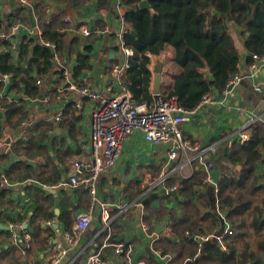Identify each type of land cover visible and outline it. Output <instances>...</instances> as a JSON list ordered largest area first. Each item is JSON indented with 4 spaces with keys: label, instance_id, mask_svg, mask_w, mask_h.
Masks as SVG:
<instances>
[{
    "label": "crops",
    "instance_id": "0c3cea01",
    "mask_svg": "<svg viewBox=\"0 0 264 264\" xmlns=\"http://www.w3.org/2000/svg\"><path fill=\"white\" fill-rule=\"evenodd\" d=\"M38 2L30 0L29 5L23 6L18 0H0L4 19L17 7L26 8L22 13V16L26 14L24 19L14 20L6 31L21 20L27 27L40 28L41 34L32 36L44 40L43 24L61 18L64 25L58 31L67 36L68 41L75 36L79 42L67 59L58 50L57 43L50 40L55 44V47L49 46L54 51V66L57 67L56 59L60 58L63 69L72 74L78 85L87 86L102 97L119 94L125 87L129 89L126 79L133 55L126 57L119 47V33L129 26L124 20L120 0H47L42 9H39ZM219 16L226 19L239 56L237 72L243 78L230 92L211 91L212 100L182 123L184 134L190 140L189 147L192 146L188 156L191 162L182 172L167 177L156 186L152 181L166 167L170 145L149 142L141 131H135L126 138L115 165L99 174L96 196L86 185L72 184L73 175L79 178L91 175L93 113L100 108L101 99H91L68 89L58 73L36 79L35 85L41 88L37 96L25 95L23 86L18 91L11 89L12 83H3L2 89L15 97L10 103L24 101L29 119L17 126L2 119L0 138H4V143L0 146V181L2 177L6 181L0 186V264H8L7 259H12V254L7 252L10 249L15 253V264H87L97 253H100L102 264H124L114 253L115 244L120 242L131 243L134 259L147 264H219L218 261L197 259L193 236L198 234L193 233L189 237L186 229H179L182 225L193 226L194 223L178 222L188 214L186 203H196V206L221 218L220 225L208 226L211 232L206 230L205 233H226L222 235L226 242V235L233 234H228V227L233 228L224 219L217 197V184L220 179L240 169L233 160L236 156L231 154L236 133L249 121H262L264 124V65L250 75L251 64L256 60L246 45L247 32L230 15L222 13ZM83 24L92 30L90 35L78 32ZM20 32L23 34L24 30L14 32V51L21 39ZM79 52L87 64L81 68L77 79L73 73L78 65ZM148 55V67L152 72L150 98L154 101L157 96H173L171 93L177 76L182 72L174 47L168 45L161 53L148 52ZM123 61L129 62V67L123 77H119L114 70ZM160 63L162 78L156 93V67ZM38 79L42 80L41 85H37ZM257 86H261L260 91ZM45 98L49 100L43 101ZM0 108L3 107L0 105ZM59 113L62 118L58 122L55 115ZM39 125L52 126L53 130L45 129L46 135L42 139L49 154L46 155L43 149L39 152L36 146L31 149V156L17 150L16 144L20 140L26 142L29 137L38 135L36 129ZM20 160L29 167H24L14 173L16 177L9 179L7 170ZM182 160L186 158L180 156L177 161ZM76 162L83 165L80 170ZM21 172L30 173V177L19 179L17 175ZM255 174L264 179V157L258 162ZM205 175L211 178L210 182L203 180ZM174 185H178L176 191L171 190ZM32 187L43 190L52 201L49 211L53 216L36 221L43 230L44 244L41 247L33 240L32 217L36 201ZM256 197L264 200V185ZM117 202L121 209L111 212L110 223L105 226L101 216L102 204ZM86 212L92 213L93 218L88 229L79 234L78 219ZM197 218L195 216V220ZM23 220L25 223L21 224ZM144 225L149 229L145 230ZM237 226L238 237L233 244L236 252L242 251L240 244L246 241L255 257L246 258L245 264H264V244L255 238L248 223H237ZM61 252L64 257L57 260Z\"/></svg>",
    "mask_w": 264,
    "mask_h": 264
},
{
    "label": "trees",
    "instance_id": "16d2710c",
    "mask_svg": "<svg viewBox=\"0 0 264 264\" xmlns=\"http://www.w3.org/2000/svg\"><path fill=\"white\" fill-rule=\"evenodd\" d=\"M46 1L39 0L37 4L39 9L43 8ZM140 1L120 0L124 10V20L129 25L125 33V41L134 51L126 84L137 102L149 104L153 102L150 98L152 72L148 67L150 61L148 52L159 54L168 45L174 47L176 61L182 68L171 95L177 98L183 108L194 109L211 91L226 90L228 80L237 72L239 56L227 29L226 19L216 14L214 10L230 15L243 31L247 32L246 45L251 55L264 53V0H148L153 9L140 8L138 6ZM25 9L17 7L6 19L1 15L0 10V29L11 26L18 18L24 19L26 14L22 16V13ZM62 25L64 22L61 18H54L50 23H44L42 37L47 41H55L64 58L70 59L79 38L74 36L68 41L67 36L58 31ZM19 34L21 39L15 51L11 48L12 41L9 39L0 41V72L13 75L11 89L20 91V87L23 86L25 95L37 96L41 88L35 85L36 79L50 77L54 73L61 74L62 70L54 66V51L38 36H29L25 31ZM2 46L7 49L2 50ZM77 58L78 65L75 66L73 74L78 79L82 72L81 68L87 63L80 52ZM0 105L3 107L0 108V136L3 131L2 119L16 126L23 120L29 119V112L25 109L22 99L10 103L0 96ZM14 118L17 119L14 121ZM46 128L49 131L53 130L51 125L47 127L39 125L36 129L38 135L29 137L26 142L20 140L16 144V149L31 156L30 151L36 146L39 152L43 149L48 155V150L42 143ZM249 133L250 139L247 142L240 143L236 139L232 142L231 154L236 156L233 160L240 169L220 179L217 184L220 208L224 213V219L233 228L231 232L233 234L226 235L225 248L218 240L209 239L203 244L200 252L197 251L198 236L211 234L205 233L206 230L211 232V228L207 229V227L221 224L220 216L214 212H206L205 209L196 206V203L188 201L186 203L188 214L178 222L194 223L193 226L182 225L179 229H186L190 233L189 237L193 233L198 234L193 236L194 253L198 256V260L218 261L219 264H245L246 258H254L255 253L249 251L248 242H241L242 251L239 253L233 247L238 237L237 223L241 225L248 223L255 238L259 243L264 244V200L256 197L263 191L264 179L261 175L255 174L258 162L264 157L263 122L252 123ZM24 167L29 165L22 160L14 162L7 170L8 178L12 180L16 177L14 173L20 172ZM17 177L27 179L30 173L21 172ZM31 189L36 201L32 217L33 240L41 247L44 244L41 237L43 230L36 221L39 218L53 216L49 211L52 201L44 195L43 190L36 187ZM195 216L198 217L196 220ZM31 243L35 244L33 241ZM126 247L128 249L129 246ZM7 252L12 254V259H7L8 264H15L16 257L13 250Z\"/></svg>",
    "mask_w": 264,
    "mask_h": 264
},
{
    "label": "built area",
    "instance_id": "2783aa9c",
    "mask_svg": "<svg viewBox=\"0 0 264 264\" xmlns=\"http://www.w3.org/2000/svg\"><path fill=\"white\" fill-rule=\"evenodd\" d=\"M18 2L23 6L30 4V0H18ZM9 30L10 31H6V28L3 27L0 29V41L4 39L12 41V49L16 48V42H14L13 37L15 31L19 32L24 30L29 36L35 35L36 33L41 34L40 28L37 26L27 27L21 20H19L12 27V29ZM78 32L84 36H88L91 34L92 30L88 25L83 24L79 27ZM126 32L127 29L123 28L119 33V47L124 52L125 56L129 57L134 54V51L126 44ZM41 41L47 46L55 47V44L50 41L42 39ZM2 48L3 50L7 49L4 46H2ZM252 56L256 61L251 64L250 75H254V72L257 71V67L264 65V53H253ZM259 64H261V66H258ZM56 65L58 69H62V73L58 75L62 78V81L65 82L68 89H74L81 95H88L91 99H101L100 108L93 113V128L91 131L93 157L90 161L91 175L81 178L73 175L71 177L72 184H84L90 188L92 195L96 196V180L99 174L103 171L109 170L113 165H115L121 156L124 141L135 131L143 132L145 139L149 142H153L155 144L165 143L170 145V149L167 154V165L162 168L161 172L157 176V179L152 181L154 186L162 183L167 177L173 176L175 173L182 172L191 162L188 156L192 146L189 147L190 140L184 134L182 123L189 120L192 115L196 114L199 109H201L203 104L212 100L210 94L205 95L203 100L194 109L183 108L175 96H169L167 98L157 96L151 104L146 102H137L127 87H125L119 94L110 97H102L100 93L90 90L87 86L78 85L73 79L72 74L68 70L63 69L60 58L56 59ZM128 67L129 62L123 61V63L119 64L114 71L119 77H123L124 72ZM242 78L243 75L240 74V72L233 74L227 82L226 91L230 92L228 88L230 86L235 87ZM11 80V74H1L0 72V96L6 98L8 102L15 100V97L10 95V93L5 92L1 86H3V83L10 84ZM41 84L42 80L38 79L37 85ZM256 89L260 91L261 86H257ZM48 100L49 99L47 98L43 99V101L46 102ZM61 118L62 116L60 113L55 115L56 121L59 122ZM251 124L252 121L245 123L242 129L236 133L234 137L237 141L245 143L250 139L249 128ZM3 143L4 138H0V146ZM180 156H182L183 159L186 158V160H182V162L177 161ZM75 165L78 170L83 167L80 162H76ZM203 180L205 182H210L211 178L208 175H205ZM5 181V177H2L0 186H2ZM177 188L178 185H174L171 190L176 191ZM118 204L119 202L102 204L101 216L105 226L110 223L111 212L113 210L121 209ZM92 218L93 216L90 212H86L79 217L77 224L79 234L88 229ZM24 223V220L21 221V224ZM144 229L148 230V225H144ZM231 230L232 229L228 227L227 231L229 233L232 232ZM213 237L219 241L223 248H225V242L221 235L206 234L200 236L197 240L198 252H200L203 242L208 241ZM126 246H129L128 249ZM114 249V253L120 259L121 263L147 264L140 259H134V252L131 244L127 245L124 242L116 243ZM63 257L64 253L61 252L59 253L57 260H60ZM102 263L103 260L100 257V253H97L89 259L87 264Z\"/></svg>",
    "mask_w": 264,
    "mask_h": 264
},
{
    "label": "water",
    "instance_id": "95a60500",
    "mask_svg": "<svg viewBox=\"0 0 264 264\" xmlns=\"http://www.w3.org/2000/svg\"><path fill=\"white\" fill-rule=\"evenodd\" d=\"M138 5L141 7V8H151V4L149 3L148 0H142L138 3ZM215 13L219 14V15H222V13L218 10H215L214 11ZM258 66H261V64H259ZM161 68H162V64L160 63L157 67H156V71H157V75H156V82H155V92L158 93L159 92V87H160V84H161V78H162V75H161ZM234 87L233 86H230L228 88L229 91H231Z\"/></svg>",
    "mask_w": 264,
    "mask_h": 264
},
{
    "label": "clouds",
    "instance_id": "9594fccd",
    "mask_svg": "<svg viewBox=\"0 0 264 264\" xmlns=\"http://www.w3.org/2000/svg\"><path fill=\"white\" fill-rule=\"evenodd\" d=\"M238 142H239V141H238ZM231 231H232V230H231ZM227 232H228V231H227ZM228 233H229V232H228ZM205 235H206V234H205ZM212 235H213V234H212ZM214 235H218V234H214ZM200 236H201V235H200ZM200 236H198V239H199ZM221 236H222V235H221ZM222 237H223V236H222ZM211 239H216V238L213 237V238H211ZM223 239H224V238H223ZM216 240H217V239H216ZM208 241H209V240H208ZM205 242H207V241H204L203 244H204ZM224 242H225V241H224ZM197 251H198V244H197ZM198 253H199V252H198Z\"/></svg>",
    "mask_w": 264,
    "mask_h": 264
},
{
    "label": "rangeland",
    "instance_id": "374dc122",
    "mask_svg": "<svg viewBox=\"0 0 264 264\" xmlns=\"http://www.w3.org/2000/svg\"><path fill=\"white\" fill-rule=\"evenodd\" d=\"M27 127V126H26Z\"/></svg>",
    "mask_w": 264,
    "mask_h": 264
}]
</instances>
